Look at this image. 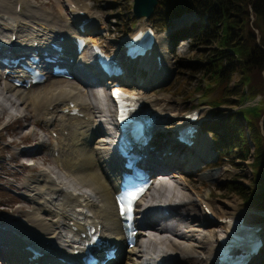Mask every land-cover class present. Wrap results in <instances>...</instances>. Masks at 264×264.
Listing matches in <instances>:
<instances>
[{"label": "bare ground", "instance_id": "6f19581e", "mask_svg": "<svg viewBox=\"0 0 264 264\" xmlns=\"http://www.w3.org/2000/svg\"><path fill=\"white\" fill-rule=\"evenodd\" d=\"M63 2L65 12L70 17L69 20L63 21L54 18L51 10H34L37 7L26 2V0H9L6 9H2L4 7H1L0 4V43L3 44L0 47V53L4 52V55L10 53L14 56L22 54L21 52L17 53L19 49L16 47L8 50L6 47L8 42L20 48L37 51L39 47L34 45V42L46 43L51 39L62 45L64 52L58 58L65 59L64 56L70 53L71 37L74 35L84 36L90 28L97 27L98 15L90 10L89 5L79 3L78 0H63ZM17 5H19L18 10ZM79 11H84L85 14H79ZM41 16H44V19ZM56 17L58 18V16ZM82 19L88 20L83 31L78 28ZM87 38L95 41L91 36L87 35ZM155 41H153L151 52L146 54L142 60L146 59L149 63L153 62L152 50H155L157 46L154 45ZM88 46V44L85 45L83 50L85 53L89 51L87 50ZM85 55L88 59L91 54ZM160 58L155 59V65L162 62L164 66V57L161 56ZM74 63L72 64L74 80L51 77L43 83L29 87L14 86L8 79L10 75L4 71L7 65L1 66L0 64V79L2 80L0 82L3 83L2 88H0V97L8 98L7 91H12L15 96L13 99L8 98L9 100L3 103L2 100L0 101V113L10 111L9 107L16 108L18 104H22L29 115L31 114L33 117L34 125L35 122L41 120L45 130L50 128L53 132L51 127L56 122L58 135H56L57 138L54 142L50 143L49 153L53 161L57 162L58 167L63 171V176L69 175L67 177L71 176L70 178L74 180V183H67L61 175L51 171V166H47L46 169H39L37 178L27 186L26 198L32 203L33 209L26 212L28 221L23 223L26 225L22 229V233L15 232L14 228L17 225L8 224L0 227V250L8 253L5 259H16L15 257H17L20 262L26 261V264L35 261H40V264H61L60 257L65 260H72L75 257L72 254L74 248L83 246L79 232L84 231L86 224H100L102 238L108 243L111 242L116 245L119 257L117 260L110 261L109 264H220L218 249L221 243L229 240V220L234 221L235 218L242 219L250 229H256L254 235L256 234L260 238L262 236L264 240L262 227L248 221L244 213H234L230 208L231 204L225 203V208L228 210L220 214H216L215 210L206 204L211 215L216 217L217 221L208 218V211L203 206L193 208L190 205L191 211L185 213L186 218H184L183 201L191 200L194 195L198 196L197 193L194 191L186 192L178 201H171L168 198V195L173 196L174 188L170 186L167 170L176 166V160L179 156V148L176 146V143H179L176 138L178 127H176L173 134L170 135L171 141L169 143H166L168 140H165V143H154L151 140L148 144L151 149H147L146 162L150 165L155 164L160 169L158 173L162 176L159 177L154 190L149 191L148 195L142 199L138 209L136 224L147 230L146 234L143 233L146 249L138 248V245H135L131 248L123 247V251H121L125 242L121 219L117 216L113 198L117 189L120 168L116 166L114 154L110 149L114 132L113 112L111 115V109H108V112L103 111L102 101L105 96L103 92L98 89L90 90L92 85L89 83V79L93 84L102 83L96 65L83 62L92 70L90 73L86 68H80L77 64L74 66ZM60 64L65 66V63ZM131 66L130 62H127V65L124 64L125 72L118 76V79L123 82L128 72L127 76L131 78ZM12 72H17V69H12ZM161 75V73H157L154 77ZM60 80L62 82L56 83ZM109 82V79L105 80V83L108 84ZM84 87L87 88L86 91H84ZM105 89L108 92L109 88L105 87ZM90 96L96 105L90 106ZM139 101L141 110L151 112L157 122L162 119L160 113L163 111L159 106H155L154 99H149L146 95L139 93ZM71 102L82 113L81 116L62 113L64 109H71ZM7 115L11 117L13 114L8 113ZM23 116H27V114H23ZM183 120L182 124L188 123L187 119L184 118ZM99 123L101 125L110 123L109 132L106 130L105 133L104 130L102 132ZM102 134L103 138L100 137ZM39 144L45 145V140ZM191 147L195 149L198 147V143ZM30 150H34V148L31 147ZM35 151L31 153L25 147L19 150V156H29L33 161L30 163L23 161L21 164L30 168L36 167L37 162L34 156L39 155V149ZM196 151L197 161L206 155L204 147ZM151 176L155 177L154 171ZM163 185H168L167 191L162 187ZM152 192L157 193L156 196L161 201L158 200L155 204L154 212H149V209L153 207L146 203V199ZM186 194L188 199H184ZM167 209L168 212L165 213ZM140 218L143 219L141 222L139 221ZM196 219L197 225L203 228L215 223L219 224L221 227L220 234L214 237L215 232L212 230L198 234L199 230L194 229V223H192ZM226 219L228 221L223 222ZM17 227L19 228V226ZM170 229L171 232L172 230L174 232L172 236L167 234ZM141 232L140 230L137 231L140 236ZM25 235L40 241L41 244L35 241H29V243ZM141 238L139 237L140 240ZM140 245H142L141 241ZM25 246H32L42 254L38 258H31V252L25 250L23 248ZM260 250L261 247L258 253ZM258 253L253 255L249 262L256 258Z\"/></svg>", "mask_w": 264, "mask_h": 264}, {"label": "rangeland", "instance_id": "374dc122", "mask_svg": "<svg viewBox=\"0 0 264 264\" xmlns=\"http://www.w3.org/2000/svg\"><path fill=\"white\" fill-rule=\"evenodd\" d=\"M8 1L9 0H0L1 7H4L2 9L8 7ZM26 2L32 3L38 8H34V10H51L52 15H54L53 17L61 21L65 19L69 20L70 18L63 7V0H26ZM78 2L89 5L90 10L96 12L98 15V20L96 21L97 27L90 28L85 35L93 37L92 39L95 41L92 42L98 43L107 51L114 53L119 60L122 52L120 46L122 45L123 39L125 37L127 38L139 24H147L154 29L156 37L155 44L157 45L156 52L160 57H164V66L161 62L157 67V65H155V59L152 63H149V61L147 62L146 59L138 60L132 63V71H130L132 77L128 78L127 75L129 72L124 77V86L127 87V89L129 88L135 94L140 93L146 95L149 99H154L155 106H159L163 111L160 113L162 119L157 122L156 127L153 129L152 141L154 143H165V140H168L166 143H169L171 141L170 135L173 134L176 127L181 126L184 122V114L192 109L198 110V119L196 122L198 123L199 130L198 136L195 139L196 141L194 140V144L198 143V147L195 149L191 146L187 148V146L180 142L179 144L176 143V146L179 148V156L176 160L177 167L173 166L171 169L167 170L168 180L171 188H174V194L173 196L168 195V198L171 201H176L175 198L179 200L181 195L194 190L198 193V197L201 201L205 205L211 206L216 214L227 212L228 209L225 208V203L231 204L230 208L234 213H244L248 221L255 225L259 224L262 227L261 230L264 231V208L259 206H248L236 192H229L226 189L219 188L225 180H233V182L235 181L244 186H249L252 173L250 164L252 161L251 157L239 159L230 154V152L224 153L225 151L223 150H221L220 154L217 150V145L214 144L212 140L211 132L200 130V124L203 119L217 118L216 116H211L213 109L209 106V103L219 94V89H214V86H211V90L207 89V91L210 92L205 94L204 90L206 88L205 84L207 83V78L201 77V72H192L189 70L188 66L182 64V62L187 59H196L203 62L208 54L211 53V49L215 44L214 42L205 44L195 39L191 40L190 38L179 40L177 44H174L173 41L169 39L171 30L178 25L188 23L193 16L183 14L181 17L173 19L170 27L166 28L159 25V22L155 21L152 16L148 18L132 16V0H78ZM56 16H58V18ZM41 18L44 19V16H41ZM253 20L256 21V18L254 19V16L251 15L250 25L252 27L253 25L251 22ZM259 24L264 28V20H260ZM254 31L259 36L256 28H254ZM87 53H89V51H87ZM153 57L155 58L154 54ZM83 62H86V64L87 62L89 63V57L87 59V56L84 55L82 59H77L74 66L77 64L80 68H86V70L92 73V70L83 64ZM154 66L156 67L155 69ZM157 73H161L162 75L155 78L154 75ZM261 74L264 77V69L261 70ZM93 75L96 76V74ZM250 77L252 76L248 78ZM238 79L239 74L234 73L230 79V86L233 87ZM68 80L72 81L74 78ZM89 80V83L92 85L90 88L91 91L93 89H98L105 94L102 101V108L104 112H108V109H111L112 115V108L105 86L102 83L93 84L91 79ZM60 82L62 81L60 80L56 83ZM250 83L249 81L245 85L242 84L240 86L241 91L243 89L245 90V88L248 89ZM198 84L202 86V89L194 91L193 88ZM2 86L3 83L0 82V88H2ZM86 90L87 88L85 89L84 87V91ZM89 92L88 90V93ZM6 93L9 99L15 97L12 91H7ZM237 96L239 95L232 93L230 98L235 99ZM8 98L4 97V100L3 97H0V101L2 100L3 103L9 100ZM89 101L90 106L96 105L91 96ZM261 106H264V92H262L261 89H257L254 92L246 90L240 103H228L223 101L218 107L217 112L223 116L239 107H248L252 108V113H259V107ZM16 108L9 107L12 112L7 111L0 113V227H4L8 224L17 225L19 228L15 226L14 230L20 234L26 225L23 223L28 221L26 216L27 210L33 209L32 203L26 198L27 186L30 185L31 181L37 178L39 169H46L47 166H51V171L61 175L67 183H74V180L70 178L71 176L67 177L69 175H66V177L63 176V171L58 167V163L53 161L49 153L50 143H52V141L54 142L57 138L56 135H58L56 122L54 126L51 127L53 128V132L50 128L45 130L41 120L35 122L34 125L33 117L31 114L29 115L24 105L18 104ZM8 113H12L13 115L8 117ZM23 114H27V116H23ZM263 117L264 111L259 119L260 125ZM99 124L101 125V123ZM110 125V123L101 125L102 132L103 130L104 133L105 130L109 132ZM246 132L249 134L248 129H246ZM100 137L103 138V134ZM43 140H45V145L42 146L39 143ZM24 147L31 153L39 149V155L34 156L37 162L36 167L30 168L25 166V164H21L23 161L28 163L33 162L29 156H19V150L24 149ZM31 147H33L34 150H30ZM203 147L206 155L199 158L197 161L196 158L198 156L196 150ZM2 160L4 161L2 162ZM81 186H83L82 183ZM162 187L167 191L168 185H163ZM154 193L155 192H152V196L149 195L146 199V203L153 207L149 209V212H154L155 204L158 200L161 201L160 198H157V193ZM183 207L185 208L186 206L184 205ZM210 219L217 221V218L213 215ZM142 220L141 218L139 219L140 222ZM192 223H194V229L199 230L198 234H204L207 230H212L215 232L214 237H217L221 232V227L217 223L205 228L197 225V219L192 221ZM137 227L138 230L142 231L141 236L140 234H138V236L140 238L142 237L140 240L142 243L141 247L145 250L146 245L143 242V233L146 234L147 230L139 226ZM167 234L172 236L174 232L173 230L171 232L170 229ZM19 236L24 237L21 235ZM25 238L28 242L35 241L41 244L40 241L27 235H25ZM261 240L262 248L260 252L256 255V258L251 260L248 264H264V240L262 236ZM7 255V252L0 250V264H26V261L20 262L17 257H15L16 259H5Z\"/></svg>", "mask_w": 264, "mask_h": 264}, {"label": "trees", "instance_id": "16d2710c", "mask_svg": "<svg viewBox=\"0 0 264 264\" xmlns=\"http://www.w3.org/2000/svg\"><path fill=\"white\" fill-rule=\"evenodd\" d=\"M183 14L193 18L171 30L169 39L174 44L185 38L215 44L203 62L196 59L182 62L190 71L201 72V77L207 78L205 94L210 92L207 89L211 90V86L219 89V94L209 103L213 109L211 116L217 118L203 119L201 129L212 133L220 154L223 150L239 159H252L249 186L225 180L219 188L236 192L248 206L264 208V117L261 125L259 123L264 106L259 107V113L244 107L223 116L217 112L223 101L240 103L246 90L261 89L264 92L261 74L264 69V28L259 24L264 20V0H157L151 16L159 25L169 28L173 19ZM251 15L256 18L251 24L259 36L250 25ZM234 73L239 74V79L232 87L229 83ZM249 81L251 88L241 91L240 86ZM200 89V84L193 88L194 91ZM232 93L239 96L231 99Z\"/></svg>", "mask_w": 264, "mask_h": 264}, {"label": "water", "instance_id": "95a60500", "mask_svg": "<svg viewBox=\"0 0 264 264\" xmlns=\"http://www.w3.org/2000/svg\"><path fill=\"white\" fill-rule=\"evenodd\" d=\"M157 0H132L131 12L135 17H150Z\"/></svg>", "mask_w": 264, "mask_h": 264}, {"label": "snow or ice", "instance_id": "6c2138e0", "mask_svg": "<svg viewBox=\"0 0 264 264\" xmlns=\"http://www.w3.org/2000/svg\"><path fill=\"white\" fill-rule=\"evenodd\" d=\"M114 95H122L121 93H119L118 91H116V92H114ZM135 198V196L133 195L132 196V199H134ZM123 211H124V209H122V213H123ZM127 211H131V208H130V206L127 208Z\"/></svg>", "mask_w": 264, "mask_h": 264}]
</instances>
